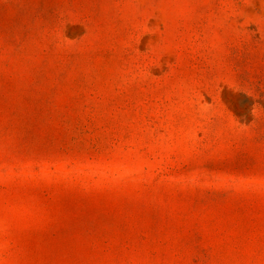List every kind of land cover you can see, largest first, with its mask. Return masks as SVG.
I'll use <instances>...</instances> for the list:
<instances>
[{"label":"rangeland","instance_id":"obj_1","mask_svg":"<svg viewBox=\"0 0 264 264\" xmlns=\"http://www.w3.org/2000/svg\"><path fill=\"white\" fill-rule=\"evenodd\" d=\"M0 264H264V0H0Z\"/></svg>","mask_w":264,"mask_h":264}]
</instances>
